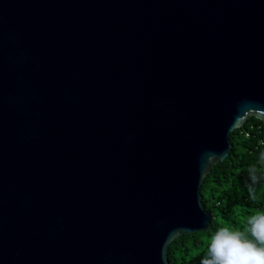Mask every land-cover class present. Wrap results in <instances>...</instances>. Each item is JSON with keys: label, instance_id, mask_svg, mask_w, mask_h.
<instances>
[{"label": "water", "instance_id": "water-1", "mask_svg": "<svg viewBox=\"0 0 264 264\" xmlns=\"http://www.w3.org/2000/svg\"><path fill=\"white\" fill-rule=\"evenodd\" d=\"M249 118L264 0H0V264H168Z\"/></svg>", "mask_w": 264, "mask_h": 264}, {"label": "trees", "instance_id": "trees-1", "mask_svg": "<svg viewBox=\"0 0 264 264\" xmlns=\"http://www.w3.org/2000/svg\"><path fill=\"white\" fill-rule=\"evenodd\" d=\"M244 132L248 133L247 137L243 136ZM228 138L231 144L228 155L210 170L199 189L201 204L211 215L210 223L204 231L184 234L173 240L167 247L168 264H201L212 238L220 229L240 232L244 238L255 242L248 221L252 216L264 214V160L261 159L264 123L249 118ZM253 168L260 178L253 185L255 200L251 199L248 190Z\"/></svg>", "mask_w": 264, "mask_h": 264}, {"label": "clouds", "instance_id": "clouds-1", "mask_svg": "<svg viewBox=\"0 0 264 264\" xmlns=\"http://www.w3.org/2000/svg\"><path fill=\"white\" fill-rule=\"evenodd\" d=\"M261 159L264 160V153H261ZM250 179L252 184L248 190L251 199L255 200L253 185L260 179L255 168L250 170ZM248 223L255 242L244 238L240 232L220 229L212 238L208 254L201 264H264V214L252 216Z\"/></svg>", "mask_w": 264, "mask_h": 264}, {"label": "built area", "instance_id": "built-area-1", "mask_svg": "<svg viewBox=\"0 0 264 264\" xmlns=\"http://www.w3.org/2000/svg\"><path fill=\"white\" fill-rule=\"evenodd\" d=\"M250 129H251V127H249V130H250ZM243 136H244V137H247V136H248V133H245V132H244V133H243Z\"/></svg>", "mask_w": 264, "mask_h": 264}, {"label": "rangeland", "instance_id": "rangeland-1", "mask_svg": "<svg viewBox=\"0 0 264 264\" xmlns=\"http://www.w3.org/2000/svg\"><path fill=\"white\" fill-rule=\"evenodd\" d=\"M234 139H236L235 135H234Z\"/></svg>", "mask_w": 264, "mask_h": 264}]
</instances>
